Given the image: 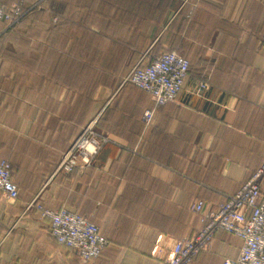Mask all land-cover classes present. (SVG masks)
<instances>
[{
  "label": "crops",
  "instance_id": "crops-1",
  "mask_svg": "<svg viewBox=\"0 0 264 264\" xmlns=\"http://www.w3.org/2000/svg\"><path fill=\"white\" fill-rule=\"evenodd\" d=\"M73 13L44 22L37 42H0V161L12 162L19 188L16 200L0 191V264H84L57 243L38 205L67 208L99 226L110 245L93 264H164L177 241L201 228L192 205L204 201V212L216 210L264 162V0H182L170 12L147 56L164 54L155 52L157 45L168 52L176 44L192 69L182 93L158 108L149 127L143 116L153 97L110 69L142 48L122 38L112 45L104 28L100 67L109 71V83L90 88L80 117L81 94L62 85L78 82L63 76V54L85 49L80 65L94 68L89 35L97 32L87 28L86 44L71 40ZM48 35L54 43L45 41ZM119 49L126 53L118 58ZM91 80L85 78L86 86ZM203 80L211 87L200 99L194 90ZM92 121L112 142L90 166L60 170ZM241 247V239L219 231L194 264H224Z\"/></svg>",
  "mask_w": 264,
  "mask_h": 264
},
{
  "label": "built area",
  "instance_id": "built-area-1",
  "mask_svg": "<svg viewBox=\"0 0 264 264\" xmlns=\"http://www.w3.org/2000/svg\"><path fill=\"white\" fill-rule=\"evenodd\" d=\"M24 15L17 4L10 8L0 5V19L8 21L9 28L18 25ZM189 74V61L177 52H171L145 58L126 76L125 82L153 97V106L143 116L147 127L153 123L159 107L179 97ZM210 87L209 80L199 82L194 96L204 99ZM110 142L109 136L98 131L94 121L90 122L66 151L60 170L71 172L79 165L90 166ZM0 191L11 200L19 197V188L12 181V166L7 161L0 162ZM38 208L42 210L43 217L50 219L51 235L57 243L71 250L82 263L93 264L110 245L99 226L88 218L67 208L50 210L41 205ZM204 210V201L192 205L191 211L200 215L201 228L177 241L164 264H194L202 252L212 248L219 231L242 240L238 255L227 259L224 264H264V162L241 189L226 196L225 202L216 210L207 213Z\"/></svg>",
  "mask_w": 264,
  "mask_h": 264
},
{
  "label": "rangeland",
  "instance_id": "rangeland-1",
  "mask_svg": "<svg viewBox=\"0 0 264 264\" xmlns=\"http://www.w3.org/2000/svg\"><path fill=\"white\" fill-rule=\"evenodd\" d=\"M8 1H10V3H13L16 0H8ZM27 1L28 2L30 1V4L31 3L35 4V6L32 5L33 7H31V10H33L34 8H40L45 3V0H27ZM90 1L92 2L94 1L95 2L94 5H97L96 4L97 0H87V2H90ZM99 1L100 2L97 5L99 7L93 6L89 9H86L85 11L81 10L79 17L78 16L75 17L77 19L75 23H77L79 28L74 27L73 34H72V31H70V39L73 40L74 38H76L77 43L79 42L85 43L87 41L86 39L87 31L85 30V28H89L90 30L94 28L95 31L97 32V34H94L93 36L89 35V38L90 36L94 38L93 43L96 44L94 55H95V52H97L95 55L96 70L102 72V74L100 75V72L98 73L97 71L94 72L95 78L92 76L94 80H91L87 86L86 84H83L86 90L85 99H87V95H89L88 91L90 90L92 86L94 87L95 90H97L100 86L108 85L109 83L108 78H106L107 77L106 74H109V71L106 69L100 70L102 68L100 67V64L102 63L103 45L107 44L106 40L107 42L112 43L113 45V44H118L117 42H119L120 41L119 39L122 38L130 46L132 45L134 47L133 44H137L139 48H142L139 53L132 55V57L131 55H126L125 60L127 57L128 58L124 66L119 67V68L117 66L116 67L112 66V74H114L115 72H118L119 74L121 73L125 74V77L128 76V74H130V72L138 64L137 62H139L140 60L144 61L145 58L146 59L149 58V56L146 57L151 52V50L149 49L150 46L148 44L149 41L150 40L152 41V39L155 37L156 31H158L157 33H161L163 27H166L170 23L169 21H167V18L170 15V12L174 11L175 8L177 9L182 0H170V3L166 0H99ZM101 1H104V2L106 1V3L110 2L111 5L107 4V6L105 7L103 6ZM122 1H125L124 6H122ZM101 6L103 7L101 8ZM28 11L26 14V18H27V15H29ZM26 22L22 26L24 31L25 29H27V27L30 26L28 23L26 24ZM102 28H104L105 30L104 34L110 35V36L108 35L109 38L106 39L103 37ZM154 29L156 30L154 31ZM16 32H17L16 28L4 29L3 34H2L3 41L6 40L7 43L12 42L13 46L19 45L21 43L19 40V37H22V36L16 35ZM30 37H32L35 40V42L38 41V39H36L33 34ZM63 39H64L63 42H65V38ZM45 41L48 42V40H45ZM139 41H142L141 46H139ZM30 43H33V42H30ZM85 44H83V46H85ZM157 46L158 47L155 49V52H161L164 54L175 52V51L167 52L165 49L161 51L160 50L161 46L160 45H157ZM106 47L107 45L104 46V48ZM175 49H176V44H174L171 50H175ZM116 52L118 53V58L121 57V55H123L124 53H126V52H122V49H119ZM164 54L159 53L158 56H161ZM75 58L78 59V61L86 60L87 51L83 49L82 52L81 51L76 52ZM129 58L130 60L132 58V60L129 61ZM121 63L122 61L120 62V64ZM78 64L80 63L78 62Z\"/></svg>",
  "mask_w": 264,
  "mask_h": 264
},
{
  "label": "trees",
  "instance_id": "trees-1",
  "mask_svg": "<svg viewBox=\"0 0 264 264\" xmlns=\"http://www.w3.org/2000/svg\"><path fill=\"white\" fill-rule=\"evenodd\" d=\"M96 2H97L96 4L98 5V3L100 1L97 0ZM101 2L103 4V6H105V7L107 6V4L111 5L110 2L109 3H106V1L105 2L101 1ZM14 3L21 7V9H22L23 13H25V15L23 16L22 20L20 21V23L18 25L13 26L11 28H9V22L8 21L0 19V25H1L0 31L4 30V29L16 28V30H17L16 35L22 36V37H19V40H20V42L22 44L30 43V40H27V38H29L32 34L34 35V37L36 39H38V37H39V39L41 37H43V34L40 35V33H42L41 25H43L44 22H46V21L50 22L51 19H53V18H57L60 21L61 20V16H63V15L65 17H70L67 14V12H68V10H71V9H75L74 10L75 14L73 13L74 16L73 15L71 16L70 21L72 22L73 25H75L74 27L79 28L77 23H75L76 20H77L75 17H77V16L79 17V15L81 13V10L85 11L86 9H89V8H91L93 6L94 7L97 6V5H94V3H95L94 1L93 2L92 1L87 2V0H84V1L83 0H45V3L40 8H34L33 10H31V7L35 6V4H32V3L30 4V1L28 2L27 0H16L13 3H10L9 6H6V5L5 6L10 8L12 5H14ZM124 4H125V1H122V6H124ZM103 6H101V8ZM97 7H99V6H97ZM27 11H28L29 15H27V18H26ZM25 22H26V24L28 23L30 26L27 27V29H25V31H24L22 26H23V24ZM68 24H70V23L68 22L67 25ZM51 25L53 27L51 29V32L53 33L55 31V25H53V24H51ZM56 26L59 27V24L56 25ZM70 26H72V25L70 24ZM85 30H87V28H85ZM23 35H25V36H23ZM2 37H3V35L0 38V42H1ZM47 38L50 39V40H48L49 44H51V42L54 43L53 39H55V37L48 36ZM171 51H175V52H177L179 54L181 53L180 55H182L184 58L189 60V62H190V72H191L192 62L189 59V57L184 55L183 50H181V48H176L175 50H171ZM64 53H66V52H64ZM96 53L97 52H95V55H96ZM63 55L65 56V54H63ZM157 55H159V54H157ZM63 58H64V59H62L63 60V64H67L68 63L64 67L63 76L67 77L68 74H72L75 79L78 78V82H73V83L62 82V85H64L65 87H68L69 89H71V88L76 89L79 92V95L81 94L82 98L81 99L79 98L78 109H79L80 117H82V116L84 117L85 114L83 112H85L84 110H85V107H86V99H85L86 90H85L83 84H86L85 83L86 82L85 78H87V79L89 78L90 79L92 76L95 78L94 72L97 71L99 73L100 71L96 70V66L94 68H89V67L87 68V67H81V65L78 64L79 66L77 67L76 60H78V59H76L71 54H70V56H65ZM70 65L74 66V68L72 69V72L69 69ZM75 66H76V69H75ZM110 69L112 71V68H110ZM100 70H103V68H101ZM89 73H90V75H89ZM101 74H102V72H100V75ZM106 76H107V74H106ZM210 83L211 82L209 81V84ZM2 161H7V162H9L11 164V166H12V181L14 182V180H13L14 168H13L12 162L10 160H7V159H3L0 162H2Z\"/></svg>",
  "mask_w": 264,
  "mask_h": 264
}]
</instances>
